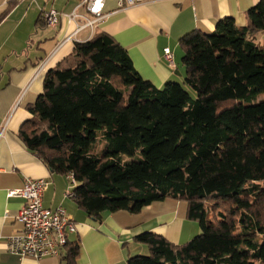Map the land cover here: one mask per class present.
I'll return each mask as SVG.
<instances>
[{
  "label": "trees",
  "instance_id": "trees-1",
  "mask_svg": "<svg viewBox=\"0 0 264 264\" xmlns=\"http://www.w3.org/2000/svg\"><path fill=\"white\" fill-rule=\"evenodd\" d=\"M246 20L184 35L183 81L162 88L95 32L46 71L27 107L18 137L50 173L73 177L70 198L88 218L170 199L199 223L185 244L135 236L148 254L127 264H264V49L253 41L264 31V0ZM64 250L75 264L78 240Z\"/></svg>",
  "mask_w": 264,
  "mask_h": 264
},
{
  "label": "crops",
  "instance_id": "crops-1",
  "mask_svg": "<svg viewBox=\"0 0 264 264\" xmlns=\"http://www.w3.org/2000/svg\"><path fill=\"white\" fill-rule=\"evenodd\" d=\"M81 1L0 0V126L5 125L0 138V264H66L64 248L59 257L40 260L19 259L7 251L8 237L20 230L15 216L24 204L21 198H9L7 193L21 188L25 178L46 180L43 207H62L73 221L75 232L68 235V241L78 240L75 264H127L130 257L148 254L147 247L136 242L135 236L151 232L180 245L195 228L188 223L186 204L170 199L153 203L136 215L119 211L103 213L100 222L91 220L67 198V191H71L67 178L50 173L18 137L21 125L31 118L27 107L42 93L46 71L73 47V42L61 45L73 25L63 18L56 28H50L40 16L50 10L70 14ZM104 1V18L96 32L115 39L126 50L138 74L156 88L169 81H183L179 40L184 35L192 31L209 34L217 21L225 18L244 27L246 12L259 2L154 0L121 9L117 0ZM78 12L84 9L79 8ZM85 35L82 33L80 38ZM253 41L264 49V31ZM166 48L173 54L174 68L164 59Z\"/></svg>",
  "mask_w": 264,
  "mask_h": 264
},
{
  "label": "built area",
  "instance_id": "built-area-1",
  "mask_svg": "<svg viewBox=\"0 0 264 264\" xmlns=\"http://www.w3.org/2000/svg\"><path fill=\"white\" fill-rule=\"evenodd\" d=\"M117 1L118 7L122 9L154 0ZM104 7V0H82L70 14L61 15L55 10H50L43 12L40 20L50 28H56L63 18L68 25H73L72 32L61 41V45L70 42H84L94 35L98 24L104 18ZM79 8L84 9V12H78ZM82 33H86V35L80 38ZM163 55L169 67L174 68L171 50L164 49ZM4 131L5 125L0 126V138ZM66 178L70 185L74 183L71 175ZM47 187L48 183L44 179L25 178L21 188L7 193L9 198L18 197L24 201L23 206L15 216V221L20 225V230L7 239V251L19 259L40 260L44 257H59L61 250L68 243V235L75 232L73 221L62 207L55 209L43 207L42 197ZM70 195V192H67V196L70 197Z\"/></svg>",
  "mask_w": 264,
  "mask_h": 264
},
{
  "label": "rangeland",
  "instance_id": "rangeland-1",
  "mask_svg": "<svg viewBox=\"0 0 264 264\" xmlns=\"http://www.w3.org/2000/svg\"><path fill=\"white\" fill-rule=\"evenodd\" d=\"M178 83L181 84L182 81H178ZM189 93L194 98V94L191 91H189ZM96 150H97V152H100V150H101V143L100 142H97V144H96ZM139 159H140V156L137 155L133 159V161H138ZM64 181H65V179H64ZM66 182H67V185H68L69 189H71L72 188V185H70V183L68 181H66ZM67 198H69V197L67 196ZM208 218H210V216ZM188 223H189V225H194L195 228L192 230V233H191V235H189L188 239H186V241H184V244L187 243L188 241H190L192 238L198 236L201 233V229H200L199 223L197 221L188 220Z\"/></svg>",
  "mask_w": 264,
  "mask_h": 264
}]
</instances>
